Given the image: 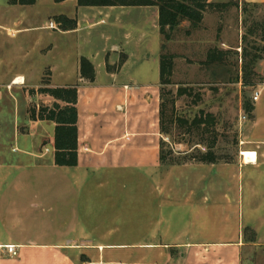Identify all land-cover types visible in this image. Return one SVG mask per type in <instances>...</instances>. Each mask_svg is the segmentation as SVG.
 <instances>
[{"label": "rangeland", "instance_id": "rangeland-1", "mask_svg": "<svg viewBox=\"0 0 264 264\" xmlns=\"http://www.w3.org/2000/svg\"><path fill=\"white\" fill-rule=\"evenodd\" d=\"M8 1L0 0V70L10 76L22 73L26 79L19 84L13 83L16 77L8 79L2 104V111L6 110L2 136L9 138L7 144L4 142L9 150L5 158L9 165L0 169L2 237L6 234L2 219L12 226L13 230L8 228L10 232L36 241L61 235L84 216L88 220L79 224L89 229L102 222V215L112 213L111 202H105L107 194L113 195L110 200L119 201L123 218L140 220L148 198L158 197L155 184L160 183L159 179L144 181L148 175L141 171L122 175L119 185L108 189L71 188L66 181L70 173L65 167L51 164V168L39 170L34 166L53 161L51 152L35 160L20 154L15 142L17 134L28 133L24 121L28 109L51 103L46 95H32L29 90L41 87L43 79L58 86L74 82L78 56H91L97 71L103 69V53L113 44L119 48L115 54L107 52L111 68L116 70L129 55L124 70L137 69L135 76L142 81L158 76L162 53L172 56L170 83L161 84L167 131L161 132L163 167L197 162L195 159L208 150L213 140L218 164L236 161L250 122L249 116L246 121L241 120L244 103L264 82V3L254 6L241 0H209L211 5L203 12L199 25L191 27L188 21H182L172 30L166 28L165 38L158 18L155 21L157 6L146 10L137 6H79L77 0L60 4L36 0L30 5H11ZM59 15L75 19L79 29L66 33L55 29L54 19ZM214 49L225 53L224 61L206 64L208 51ZM246 65L249 75L244 70ZM246 76L254 81V86L244 85ZM206 115L212 117L211 123L191 124L200 116L206 119ZM54 126L46 123V140L49 131L53 135ZM242 155L245 162L256 160L254 152L243 151ZM194 174L185 169L169 173L167 181L173 199L179 200L178 193L185 191ZM172 206L165 205L159 213L188 215L184 207ZM103 222V227L112 225L111 221ZM252 232L251 228L246 229L248 239ZM247 252L253 261L245 260L244 264H264V248L256 253L249 248Z\"/></svg>", "mask_w": 264, "mask_h": 264}, {"label": "crops", "instance_id": "crops-1", "mask_svg": "<svg viewBox=\"0 0 264 264\" xmlns=\"http://www.w3.org/2000/svg\"><path fill=\"white\" fill-rule=\"evenodd\" d=\"M241 1L264 3V0ZM157 18L155 11V21ZM55 29L63 33L78 30L79 22L72 30ZM117 45L104 51L103 69L99 71L92 57H86L94 66L93 81L80 77L78 65L74 82L63 86L49 84L77 87V165L63 166L70 173L66 181L71 188L108 189L119 185L122 175L141 171L148 175L144 181L159 179L160 183L155 184L158 197L148 198L145 214L136 220L131 216L123 218L119 201L110 200L112 194H107L105 202L110 201L113 210L110 215L100 217L102 222L88 229L79 224L88 220L84 216L49 241L17 236L10 232L12 226L2 219L6 234L0 235L4 240H0V264H244L245 260L253 261L247 250L250 248L256 253L264 248V82L257 88L259 96L252 102V118L235 162H195L165 168L160 161L163 137L159 123L160 65L158 76L145 81L135 76L137 69L124 70L129 55L114 70L106 55L109 51L115 54ZM81 57L78 56V64ZM10 75L0 70V169L9 165L5 160L9 150L4 146L9 138L2 136V121L6 117L2 104L8 79L17 76L26 79L22 73ZM24 121L28 133L15 136L18 152L35 160L51 152L54 161V133L51 135L49 131L46 140V123L50 121H34L28 116ZM243 151L254 152L256 160L245 162ZM53 161L34 166L47 170ZM174 169L196 173L185 191L178 193L179 200L171 197L167 181ZM165 205L182 206L188 215L164 216L159 209ZM103 221H111L112 225L103 227L100 225ZM245 228L253 230V238L246 237ZM7 244L17 246L16 256L5 252L3 246Z\"/></svg>", "mask_w": 264, "mask_h": 264}, {"label": "trees", "instance_id": "trees-1", "mask_svg": "<svg viewBox=\"0 0 264 264\" xmlns=\"http://www.w3.org/2000/svg\"><path fill=\"white\" fill-rule=\"evenodd\" d=\"M59 3L64 0H54ZM11 5H30L36 0H9ZM256 6L259 3H252ZM79 6H157L158 8V25L160 33L166 38L165 29L172 30L182 21H188L191 27H196L202 20L203 12L211 5L209 0H77ZM57 28L60 30H72L76 28V20L59 15L54 19ZM225 53L219 50H209L205 63H221L224 61ZM160 83L169 84V76L172 69V56L168 53L160 55ZM109 68V67H108ZM249 75V66L244 68ZM80 77L93 81L95 78V70L93 64L86 58L81 57L79 60ZM43 85L37 90L30 89L29 94L46 95L51 99L50 104L41 103L38 107H30L28 109V117L30 120L50 121L54 126V165L56 166H76L77 165V87L75 85L65 87L49 86L47 79L42 80ZM244 85L254 86L255 83L249 76L245 77ZM161 95V103L159 109V123L161 132H167L165 127V100L163 92ZM243 110L250 118H252L253 104L252 101L244 103ZM213 121L210 115H206V119L202 116L192 120L193 125H202ZM215 140L209 146L205 153H201L195 160L202 163H218V159L213 152ZM165 157L160 149V161L163 163ZM180 164V163H175ZM244 229V232H246ZM254 232H252V238Z\"/></svg>", "mask_w": 264, "mask_h": 264}, {"label": "built area", "instance_id": "built-area-1", "mask_svg": "<svg viewBox=\"0 0 264 264\" xmlns=\"http://www.w3.org/2000/svg\"><path fill=\"white\" fill-rule=\"evenodd\" d=\"M259 96V90L256 88L253 90L251 95V101L255 102L258 99ZM248 117V114L244 112V114L241 115V120L246 121ZM5 252L10 256H16L18 254L17 246L14 244H7L3 246Z\"/></svg>", "mask_w": 264, "mask_h": 264}, {"label": "bare ground", "instance_id": "bare-ground-1", "mask_svg": "<svg viewBox=\"0 0 264 264\" xmlns=\"http://www.w3.org/2000/svg\"><path fill=\"white\" fill-rule=\"evenodd\" d=\"M13 83L15 84L23 83V78L18 76L14 79Z\"/></svg>", "mask_w": 264, "mask_h": 264}]
</instances>
